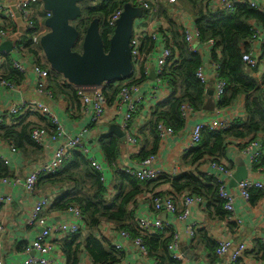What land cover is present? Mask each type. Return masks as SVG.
<instances>
[{"label": "trees", "instance_id": "16d2710c", "mask_svg": "<svg viewBox=\"0 0 264 264\" xmlns=\"http://www.w3.org/2000/svg\"><path fill=\"white\" fill-rule=\"evenodd\" d=\"M141 1L154 0H96V3L86 1L80 4L82 15L72 23L80 34L73 51L83 53L86 32L95 20L100 22L105 49L108 51L109 42L115 30L108 25L109 17L126 6L137 8ZM161 1H163V6L160 9V16L168 25V32L175 48V61L166 68L161 79L171 88L173 94L152 114L148 130L150 135L157 139L154 150L143 151L140 159L144 161L157 154L159 147L157 128L160 124L173 128L176 133L185 128L186 124L181 116L183 104L189 103L197 112L206 108L208 86L196 77L204 60L200 55L192 54L188 50L183 27L172 13L176 6L193 18L195 27L200 33L201 43L211 41L215 43L211 51V61L221 66L220 79L227 85L221 101L216 103V108L220 110L232 108L239 99L244 98V117L233 121L227 130L219 132L204 130L200 144L190 149L182 160L181 166L187 171L179 177L164 176L156 181L142 182L123 172H117L114 179L115 193L112 197L97 171L86 157L77 151L72 153L70 160L57 174L41 177L37 188L52 193L48 212L63 213L71 207H77L84 219V230L62 238L59 244L66 255L68 264H81L84 253L88 255L92 264H118L121 261L122 253L116 250L109 241L98 236L103 223L112 224L118 231L128 232L133 239H142L148 256L155 258L154 260L159 264L166 262L180 264L172 259L169 252L174 230L168 229L155 234L144 233L136 225L135 210L132 206L136 204L140 196L154 193L155 189L160 186L170 185L172 189L170 195L179 197L190 194L200 197L207 205L206 212L209 217L219 221L226 220L228 214L224 210L225 204L220 198L216 179L200 172L197 173L196 167L207 161L221 165L230 143L234 140L250 143L264 136V77L263 79L258 78L259 67L249 69L243 62L244 54L250 52L248 41L252 39L255 28L264 30V11L253 8L249 3L238 5L231 11L215 12L211 8L213 0H177L176 4H171L169 0ZM46 14L44 13L42 17ZM148 15L145 13V18ZM38 18V16L34 18L36 24H39ZM12 33H17L16 27ZM26 39L25 34L24 51L33 57L38 66L49 72V89L64 96L71 105L77 104L78 96L75 86L51 70L39 44L35 45L32 41L26 42ZM155 47V42L150 38H145L142 42L144 57L148 58ZM6 59L8 61L4 64L0 77L9 83L21 85L25 77L13 68L8 56ZM261 65H264V48L260 58ZM147 80L143 63L138 74L127 83L141 85ZM125 83L117 81L107 84L104 92L110 106L114 104L117 94ZM30 117L39 116L28 114L14 116L11 125H1L0 141L13 143L28 162L36 163L42 158L43 149L33 142L32 133L40 128L51 130L52 125L42 118L40 121H34ZM99 143L107 162L113 164L117 161L121 148L119 140L113 135H106L102 136ZM261 167L264 168V156L254 169L258 170ZM13 176L12 170L5 162L0 161V179H10ZM255 192H252L251 200ZM164 196L163 194L155 195L156 198ZM213 246L216 253L218 244L214 243Z\"/></svg>", "mask_w": 264, "mask_h": 264}, {"label": "built area", "instance_id": "2783aa9c", "mask_svg": "<svg viewBox=\"0 0 264 264\" xmlns=\"http://www.w3.org/2000/svg\"><path fill=\"white\" fill-rule=\"evenodd\" d=\"M171 4H176L177 0H169ZM249 3L253 8L261 10L255 2H249L248 0H213L211 8L215 12L219 11H231L234 10L238 5ZM163 1H141L139 8L144 12H149L151 17L147 23V28L143 24L138 25V30L135 29L136 34L133 35L131 40L130 48L132 55V63L134 69L138 68L141 64H146V58L142 53V42L148 37L153 42H155L156 47L159 50H153L149 54V59H155L156 64L153 66V72L156 76L155 85L153 91L149 96H156L157 90L164 87L165 84L161 77L164 76L166 68L175 61L174 55V43L172 37L166 31L151 30V27L159 26L158 24V14L162 7ZM138 8V7H137ZM47 13L44 10L43 5L39 0H14L10 2L9 0H0V18L11 19L19 15L23 23V30L19 29V25L16 24L17 33L14 35L13 29H0V45L7 41L13 43V49L11 54L15 53L18 55L23 54L25 41L23 38L25 34L27 35V41H32L35 45H40L42 38L49 33V29L46 26V21L51 17L50 13H47L43 18L42 15ZM124 13V8L119 9L108 19V25L110 28L115 29L117 22L121 19ZM181 15V12H178ZM38 16L39 24L34 22V18ZM155 17V18H153ZM140 21V20H138ZM183 35L188 46V50L195 55H200L203 60L205 58L203 50L210 49L211 51L215 47L213 41L207 43H201L200 33L198 29L191 24L182 22ZM136 28V27H135ZM264 48V31L263 29L255 28V33L248 41V46L250 47V52L245 53L243 56V62L249 69H257L260 67L261 54H255L254 51L258 49V46ZM261 49V50H262ZM208 52V51H207ZM10 54V55H11ZM5 60V57H4ZM13 68L19 72L24 77L35 78L37 93L43 99L31 100V101H20L13 103L7 110V113H3L0 116V126L3 124L11 125L12 117L14 116H25V115H37L49 121L52 125L51 130L44 128L36 129L32 133L33 142L41 147L45 151L51 150L53 152V159L45 166L33 169L27 178L22 179L15 177L13 179H0V182L12 185L14 187H23L28 193L34 194L37 188V184L41 177H47L57 174L63 168L64 164L70 160L73 152H79L84 155L87 161L99 174L101 181L106 185L108 189L110 186H114V179L116 176L113 175V180L109 177L110 172L116 174L117 172H123L126 175L135 178L142 182L156 181L164 176H177L179 172L174 170L172 173H167L166 171L155 168L154 163L156 160L155 156H151L148 159L142 161V170L136 171L131 170L128 167L117 168L115 164H109L107 160L100 161L91 155L89 147L83 138V132L77 134L73 137H67L64 126L61 124L57 115L55 114L53 108L48 104L47 101H54L55 95L52 91L48 90V79L49 72L42 69L37 65L32 59L24 58H11ZM3 59L0 58V75L2 71ZM220 69L221 66L212 61H204L203 66L196 73V77L201 83L209 87L211 81L214 82L216 87L215 97L216 102L219 103L225 94L226 82L220 79ZM211 74V77L208 76ZM145 74L149 75V68L145 66ZM66 81V80H65ZM141 85H132L131 83H125L120 89L116 96L113 107L118 113L123 116L122 128L126 133V139L131 147L137 145V138L132 132V122L135 114L137 113L139 107L147 102L146 98L139 97ZM107 84H103L99 87H75L77 90L78 103L71 105L66 102L67 111L70 114L83 113L84 116L89 117L92 125H100L104 122L106 113L109 107L108 98L104 92ZM15 84L9 83L8 81L0 77V100L5 92L15 91ZM156 92V93H155ZM153 93H155L153 95ZM47 100V101H46ZM223 110L216 109L214 117L208 122H203L197 124L192 128L190 133V147L186 150L187 152L197 147L201 140L204 130H209L211 132H219L227 130L231 127L233 121L230 118H224ZM198 112L189 103H185L181 108V116L188 124ZM158 136L160 140L167 141L176 135L173 128L160 124L157 128ZM259 139V138H258ZM256 139L248 143L243 149V154L248 158L249 164L255 167L264 156V147L261 142ZM62 141V143H60ZM10 149L13 152L17 151L16 146L13 143H8ZM57 145V147H55ZM5 162L9 167V162L6 160H0ZM211 173L208 176L214 177L219 185V195L224 202V210L228 214V220L234 221L236 219V197H234L228 190L227 181L232 177L231 168L226 164H210ZM257 171L264 172V168L261 167ZM239 197L246 203H250L252 192L259 191L264 194V182L258 180L246 179L238 184ZM109 195L111 196L110 190ZM51 193L49 195H44L36 201L33 209L28 217L27 226L30 228H39L40 232L36 237L32 247L26 250L25 255L27 258L23 261V264H60L59 261L53 258V253L55 246L53 244L54 238L62 239L69 235H74L82 232L84 230V219L81 211L77 207H71L66 212L71 218L70 222L52 224L48 223L46 218V212L51 205ZM112 197V196H111ZM153 200V206L155 213L166 212L171 215H177L180 211L182 214L179 216V220L185 225L186 232L194 239L197 231L196 225L189 227L187 224L193 215V209L195 207L202 208L205 206L204 199L196 196H191L186 194L182 196L179 203H176L172 197L165 198H155L150 196ZM11 202V198L0 194V205H8ZM139 229L147 234H155L156 232H164L168 229H172L173 226L167 222L160 220H149L140 219ZM4 234V225L0 223V254L2 252V238ZM123 240L132 242L138 249L141 255L148 256L147 248L144 246L142 239H133L128 232H120ZM180 235L174 232V237L169 245V252L172 257L177 262L183 261V256L180 253ZM218 249L216 254L219 257L226 255L230 248L231 243L228 241H222L217 243ZM114 248L118 251L122 249L121 245H116ZM247 251L246 245H241L235 253H233L229 259V264H238L243 259L245 252ZM0 264H4L3 258L0 257ZM82 264V263H81ZM154 264H159L154 261Z\"/></svg>", "mask_w": 264, "mask_h": 264}, {"label": "crops", "instance_id": "0c3cea01", "mask_svg": "<svg viewBox=\"0 0 264 264\" xmlns=\"http://www.w3.org/2000/svg\"><path fill=\"white\" fill-rule=\"evenodd\" d=\"M9 1L12 2L14 0ZM248 1L255 2L259 7H261L262 11H264V0ZM178 12H181V15H179ZM145 13L149 14L147 18H145ZM172 13H174L175 19L180 24H182L184 21L185 23L191 24L195 27L193 18L185 13L180 7L176 6L174 10H172ZM150 17L151 15L149 12L143 11V15L141 19H139L140 21H135V29L138 30V25L140 22L144 27L147 28V23L149 22ZM157 19L160 27L154 26L150 29L158 30L159 28L160 31H166L169 33L168 25L162 16H160V12ZM16 24L19 25L20 30H23V23L19 18V15L11 19L0 18V29H14ZM5 26H7V28H5ZM13 34L16 35L15 33ZM146 39L149 38L146 37ZM8 42L11 41H7L5 43ZM2 45H0V48ZM156 49L159 50V47H156ZM261 49L262 48L260 45L258 46V49L254 51V53L261 54L262 56L263 49ZM10 54L11 52L8 53L7 50L0 51V58L3 59L2 69L4 64L8 61L6 59L7 56L10 58L9 60L11 63V58L13 57L22 60L27 58L34 61L33 57L26 52H23L22 56L15 53L11 55ZM203 54L205 56L204 61H211L210 49H204ZM155 64L156 60L151 58H146V64L144 63L146 68H149L150 74L147 75L148 80L141 84L139 93L137 94L139 97L146 98L147 102L139 107L138 113L134 116L132 122L131 130L137 138V145L135 147L129 146L127 139L126 142L121 141V139L112 132V127H120L118 128V131L120 133H122V131L125 133L122 128L123 116L122 114L118 113L117 110H115L113 105H109L104 122L95 126L91 124L90 118L84 116L81 112L70 114L66 108V102H69V100H67L64 96H60V94L56 92L54 93L52 90H50L49 82L47 87L49 91L54 93L55 100L46 101L53 108L61 124L64 126L67 137H73L83 132V138L86 142V145L89 147L92 156L101 162L104 160L106 161L105 154L103 153L99 142L102 136L113 135L121 143L119 157L117 161L113 162V164H115L117 168L128 167L131 170L140 171L142 170V160L140 159L141 153L143 151H153L154 144L157 139L151 136L148 130V124L152 118V114L156 112L157 109L160 108L164 103H166L173 94L171 88L165 85L164 87L162 86L159 88L157 93L155 92L156 96L154 95L155 93H153L154 97L149 96L155 85V81L152 76V73H154L153 66ZM142 65L143 64H141L137 69L135 68L134 76L138 74ZM208 76L211 77V74L208 73ZM257 76L259 79H263L264 65L259 67V73ZM214 85V82L211 81L206 96L205 110L198 112L195 117L189 121L188 124H186L185 128L181 132H177L173 138L167 141H162L160 138L158 139L159 147L157 154H155V163L153 164L155 168H160L167 173H172L174 170H177L179 175L174 177H179L187 171V169L182 168L181 164L187 153L186 150L188 147H190V133L192 128L197 124L211 120L214 117V113L217 109L215 97L216 87ZM15 86V91L5 92L0 100V116L3 113H7V110L15 102L39 99L45 100L37 93L35 78L31 77L30 75L29 77H25V80L21 85L15 84ZM244 104L245 99H239L234 107L224 109L222 111L224 115L223 117L230 118L232 121L243 118L245 112ZM41 118L42 117H30V119H33L34 121H40ZM44 120L49 122L46 119ZM155 136L157 137V135ZM258 140L264 147V136H260ZM247 142L248 141L240 140L232 141L226 153V157L222 160L223 164L228 165L232 171V177L229 178L226 183L229 192L234 197H236L235 205L237 220L229 221L226 219L219 221L209 217L208 212H206V204L202 208L195 207L193 209V215L187 224L189 227H192L193 224L197 227L196 233H199H197V236L195 235V238L193 239L186 232L185 225L179 220V216L182 214V211H180L177 215H171L166 212L155 213L154 211L153 200L150 196L155 197L156 194H163L165 195L164 197L157 198L172 197L176 203H179L182 196H184L182 195L175 197L170 195L169 193L172 192L170 185L160 186L158 189H155L154 193H148L146 195L140 196L137 199L136 204L132 206V209L135 210V221L138 228L140 219L144 218L151 221L160 220L173 226L172 230H174L176 234H179L181 238L180 253L183 256V261L180 262V264H229L231 255L235 253L241 245H246L247 251L245 252L244 257L239 264H264V195H262L260 192H255L250 203L244 202L239 197V183L235 178L236 175L242 173L248 177L246 179L264 182V172L259 173V171L254 169V167L249 164L248 158H246V156L243 154V149L248 144ZM60 143H62V141H60ZM55 147H57V145ZM53 157L54 155L51 150H43L42 158H40L38 162H28L20 151L17 150L16 152H13L10 149L8 142L0 141V160H6L9 162V168L14 173L13 178H27L31 171L37 168L36 166L43 167L47 165L53 159ZM210 164L211 162L207 161L200 164V166H197V173L200 172L208 176V173H211ZM242 170H245L246 174ZM116 174L113 172V170L110 172L109 177L111 184L113 175L116 176ZM168 177L173 176L170 175ZM110 187L111 188L109 190L111 196H113L115 193L114 186L112 185ZM50 193V191L47 192L36 188L35 193L31 194L28 193L23 187H14L12 185H7L0 182V194L11 198V202L8 205H0V223L4 225V234L2 238L3 249L0 257L3 258L4 264H23V261L27 258L25 252L27 249L32 247L37 235L40 232L39 228H30L27 226L28 217L36 201L41 199V197L44 195H49ZM46 218L48 219V223L50 225L71 221V218L67 215V212L51 213L47 211ZM120 232L125 231L116 230L115 227L110 223H103V225L100 227V232H98V236L101 239H105L107 242L109 241L113 247L116 245L122 246V249L120 250L122 254H120L123 256L118 264H154L155 258L141 255L139 249L132 242L125 239L123 240ZM61 241L62 239L59 238L53 239V244L55 246L53 258L59 261L60 264H68L66 255L63 253L62 248L59 245ZM222 241L230 242L231 248L226 255L219 257L213 250V244H217ZM81 263L92 264L86 253L83 254ZM165 264L171 263L166 262Z\"/></svg>", "mask_w": 264, "mask_h": 264}, {"label": "water", "instance_id": "95a60500", "mask_svg": "<svg viewBox=\"0 0 264 264\" xmlns=\"http://www.w3.org/2000/svg\"><path fill=\"white\" fill-rule=\"evenodd\" d=\"M51 17L46 21L49 33L45 35L40 47L50 64L51 70L63 77L75 87H99L113 82H126L130 80L135 69L132 63L131 40L135 29V21L141 19L143 10L126 6L121 19L117 22L114 34L106 51L105 42L101 33L99 20L92 22L88 28L84 41L83 53L74 52L80 34L72 26L77 21L82 10L80 4L96 0H39ZM13 43L2 45L0 51H12ZM154 81L156 76L152 73ZM120 128V127H118ZM118 128L112 127L123 142L126 134L120 133ZM245 172V170H242ZM238 183L246 178L242 173L235 176Z\"/></svg>", "mask_w": 264, "mask_h": 264}, {"label": "rangeland", "instance_id": "374dc122", "mask_svg": "<svg viewBox=\"0 0 264 264\" xmlns=\"http://www.w3.org/2000/svg\"><path fill=\"white\" fill-rule=\"evenodd\" d=\"M94 3H96V1L94 2ZM134 34H136V32H135V29H134V31H133V35ZM42 54H43V56H44V58H45V60H46V62L48 63V65L50 66V64H49V62L47 61V59H46V57H45V54H44V52L42 51Z\"/></svg>", "mask_w": 264, "mask_h": 264}]
</instances>
